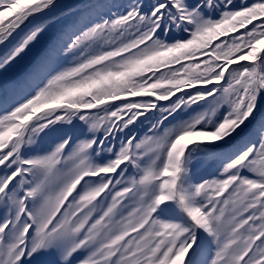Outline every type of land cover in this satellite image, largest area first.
I'll return each instance as SVG.
<instances>
[{
  "label": "snow or ice",
  "instance_id": "snow-or-ice-1",
  "mask_svg": "<svg viewBox=\"0 0 264 264\" xmlns=\"http://www.w3.org/2000/svg\"><path fill=\"white\" fill-rule=\"evenodd\" d=\"M0 47V264H264V0H0Z\"/></svg>",
  "mask_w": 264,
  "mask_h": 264
},
{
  "label": "trees",
  "instance_id": "trees-1",
  "mask_svg": "<svg viewBox=\"0 0 264 264\" xmlns=\"http://www.w3.org/2000/svg\"><path fill=\"white\" fill-rule=\"evenodd\" d=\"M87 2H88V0H67L66 2H64L65 4L63 2L61 4L62 5L64 4L65 8H67V7L74 6V5H83V4L87 3ZM113 2L116 3V4H118V5L119 4H127L128 3V0H113ZM30 59L31 58H29V59L26 58L24 60V62H29ZM22 62L19 65H17L15 68L11 69L10 72H9V75L12 74L14 76V75H18V74L22 73L23 70H25L26 67H27V66H24L22 64Z\"/></svg>",
  "mask_w": 264,
  "mask_h": 264
},
{
  "label": "rangeland",
  "instance_id": "rangeland-1",
  "mask_svg": "<svg viewBox=\"0 0 264 264\" xmlns=\"http://www.w3.org/2000/svg\"><path fill=\"white\" fill-rule=\"evenodd\" d=\"M66 1H67V0H66ZM66 1H65V0H60L61 3H62V2L64 3V2H66ZM64 4H65V3H64ZM64 4H63V5H64ZM0 50H2L1 52L4 51L2 47H0ZM29 58H31V57H29ZM29 58H27V59H29ZM28 63H29V62H24V61L22 62V64H23L24 66H27ZM23 69H24V68H23ZM23 71H24V70H23ZM9 76H13V75L11 74V75H9ZM161 103H166V102H161ZM146 130H147V125H145L144 128H142V130H141L142 134H143V132L146 131Z\"/></svg>",
  "mask_w": 264,
  "mask_h": 264
},
{
  "label": "bare ground",
  "instance_id": "bare-ground-1",
  "mask_svg": "<svg viewBox=\"0 0 264 264\" xmlns=\"http://www.w3.org/2000/svg\"><path fill=\"white\" fill-rule=\"evenodd\" d=\"M2 50H0V53H1Z\"/></svg>",
  "mask_w": 264,
  "mask_h": 264
}]
</instances>
